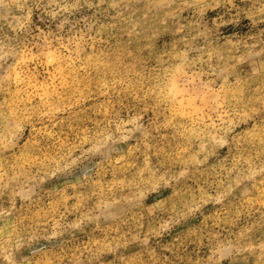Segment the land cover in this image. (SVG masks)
<instances>
[{
	"label": "rangeland",
	"instance_id": "obj_1",
	"mask_svg": "<svg viewBox=\"0 0 264 264\" xmlns=\"http://www.w3.org/2000/svg\"><path fill=\"white\" fill-rule=\"evenodd\" d=\"M0 264H264V0H0Z\"/></svg>",
	"mask_w": 264,
	"mask_h": 264
}]
</instances>
